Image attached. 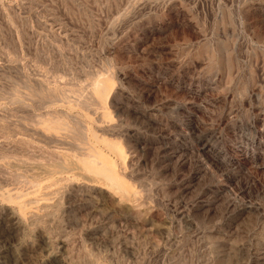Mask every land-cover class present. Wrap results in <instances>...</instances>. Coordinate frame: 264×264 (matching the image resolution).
I'll list each match as a JSON object with an SVG mask.
<instances>
[{
	"label": "rangeland",
	"instance_id": "1",
	"mask_svg": "<svg viewBox=\"0 0 264 264\" xmlns=\"http://www.w3.org/2000/svg\"><path fill=\"white\" fill-rule=\"evenodd\" d=\"M0 264H264V0H0Z\"/></svg>",
	"mask_w": 264,
	"mask_h": 264
},
{
	"label": "bare ground",
	"instance_id": "2",
	"mask_svg": "<svg viewBox=\"0 0 264 264\" xmlns=\"http://www.w3.org/2000/svg\"><path fill=\"white\" fill-rule=\"evenodd\" d=\"M97 86H98V85H96V87H97ZM96 87H95V88H96ZM94 90H95V89H94ZM97 172H98V171H97ZM107 187H108V186H107Z\"/></svg>",
	"mask_w": 264,
	"mask_h": 264
}]
</instances>
